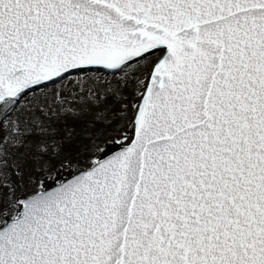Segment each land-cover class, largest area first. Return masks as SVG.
Here are the masks:
<instances>
[{
  "label": "snow or ice",
  "instance_id": "snow-or-ice-1",
  "mask_svg": "<svg viewBox=\"0 0 264 264\" xmlns=\"http://www.w3.org/2000/svg\"><path fill=\"white\" fill-rule=\"evenodd\" d=\"M0 264H264V0H0Z\"/></svg>",
  "mask_w": 264,
  "mask_h": 264
}]
</instances>
